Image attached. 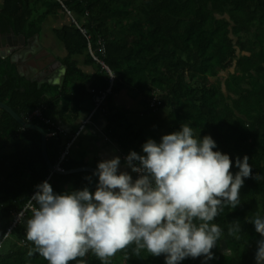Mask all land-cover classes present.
Returning <instances> with one entry per match:
<instances>
[{"label":"trees","instance_id":"trees-1","mask_svg":"<svg viewBox=\"0 0 264 264\" xmlns=\"http://www.w3.org/2000/svg\"><path fill=\"white\" fill-rule=\"evenodd\" d=\"M5 5L0 29L27 40L42 34L50 16L70 13L75 19L70 16L57 32L68 52L62 60L67 66L63 88L41 86L22 75L11 58L0 57V103L45 129L53 165L65 170L88 166L72 154L60 163L70 140H65L59 125L79 121L82 102L95 100L92 90L109 87L110 73L98 57L116 75L113 95L102 112L108 117L109 135L124 154H143L147 142L129 122L132 114L114 103L115 94L128 89L145 103L159 95L160 108L170 110L174 132L185 123L196 137L211 135L217 144L214 151L230 156L233 175L239 171L237 157L241 161L249 157L252 176L261 179L245 178L241 204L225 207L213 221L222 236L207 264H256L257 241L264 237L248 220L257 213L264 217V0H6ZM80 58L97 68L98 79L83 68ZM69 94L76 98L66 111L61 105ZM38 110L43 118L35 116ZM0 142L2 150L7 149L0 153V264H47L38 253L27 255L34 247L25 230L30 210L10 231L17 213L44 181L62 194L89 188L98 183V176L89 171L54 173L43 152L42 133L24 127L1 107ZM236 220L241 222L238 239L228 234V226ZM141 255L147 264H166L164 255L154 257L146 251ZM84 259L86 264H102L91 253ZM110 264L144 263L129 247L117 252ZM180 264H204V257H189Z\"/></svg>","mask_w":264,"mask_h":264},{"label":"clouds","instance_id":"clouds-1","mask_svg":"<svg viewBox=\"0 0 264 264\" xmlns=\"http://www.w3.org/2000/svg\"><path fill=\"white\" fill-rule=\"evenodd\" d=\"M109 82L108 88L111 74ZM156 98L160 101L157 95L146 103L151 110L162 106H152ZM216 147L211 135L196 137L183 123L159 143L147 140L143 154L131 151L125 157V168L136 179L120 171L121 158L115 156L98 163L94 192L84 187L56 194L48 181L38 184L26 205V239L34 245L27 255L38 253L47 264H86L84 258L91 253L110 264L117 252L134 246L136 254L164 255L166 264L189 257H204L207 264L222 236L213 221L225 207L241 204L245 178L261 179L252 176L246 155L242 161L237 157L239 171L233 175L230 156L214 151ZM248 222L264 237V217L257 213ZM240 232L239 220L228 226L230 236L238 239ZM255 260L264 264V238L257 241Z\"/></svg>","mask_w":264,"mask_h":264},{"label":"crops","instance_id":"crops-1","mask_svg":"<svg viewBox=\"0 0 264 264\" xmlns=\"http://www.w3.org/2000/svg\"><path fill=\"white\" fill-rule=\"evenodd\" d=\"M5 2L6 0H0V14L6 9ZM40 14H42V12ZM40 14H38L36 17L38 18ZM68 15L59 17L50 16L44 22L43 32L41 35L39 34L41 36L40 41L36 44H40L39 48H37V50H33L35 54L38 53L40 59L37 60L34 57V61H28L29 65L31 62V66L39 69V72H42L37 78H44V72L51 74L54 71L60 69L62 66H66L64 65L65 62L63 61H65V58L68 56V52L65 55V50L67 51V48L65 44L59 39L57 32L69 22L70 16L72 20L74 19L70 13H68ZM43 37L45 38L44 40ZM57 39L59 42L56 41ZM58 43L61 44L60 49L57 47ZM43 46L44 49L42 50ZM52 50H55L56 52ZM56 53L58 54L56 55ZM80 59L83 64V68L91 74H95V80L98 79L97 77H99V74L97 68L94 65L91 66L85 64L83 58ZM30 70L33 69L30 68ZM64 73L66 74V68L64 69L62 67L61 78L65 76ZM44 84L50 83L45 82ZM65 97L66 99L63 100L61 108L67 111L69 103L75 100L76 94H69ZM114 103L118 108H120V110H127L132 114L129 122L132 123L136 131L143 132L147 140L154 139L157 143H159L161 142L163 135L174 132L170 122V110L168 108L151 110L148 104L143 101L142 96L132 90L124 89L121 92L115 94ZM102 109H97L94 99H85L82 102L81 115L84 113L85 120L90 123L87 128H83L81 126L80 119L75 123H72L70 120H64V123H60L61 125L59 126L62 130H64L65 133V140H70L66 148L70 143H73L71 148V154L73 158L77 160H83L86 163L88 162V166H93L96 168L98 163L102 160L119 156L121 158L120 171L127 170L133 176V179H136L137 175L131 172L130 168H125L124 159L127 157V154L123 153V150L120 148L116 138L109 135L108 117L106 116L105 112H102ZM65 124L67 126H65ZM1 152L2 144L0 142V153Z\"/></svg>","mask_w":264,"mask_h":264},{"label":"water","instance_id":"water-1","mask_svg":"<svg viewBox=\"0 0 264 264\" xmlns=\"http://www.w3.org/2000/svg\"><path fill=\"white\" fill-rule=\"evenodd\" d=\"M10 38V37H9ZM20 40V45L22 46H25V48L23 49V51L21 53H14L12 55V62L13 63H21L23 61H25L27 59V57L29 56V53H31L33 51V47L39 43L40 41V35L37 34L35 35L33 38L27 40V38L25 36H17L15 35V37H12L10 38V40ZM18 46L19 43H15L14 46ZM10 47H12L10 45ZM31 51V52H30ZM14 52V50L12 51ZM20 67V66H19ZM64 69L66 68V66H62ZM67 69V68H66ZM31 71V70H30ZM20 72L24 75V72L22 71L21 67H20ZM65 74V73H64ZM59 75V74H58ZM60 76V75H59ZM31 76L27 75V78L28 79H31L30 78ZM43 77L44 78H35L36 80H39V84L42 86L45 82H48L52 85H60L61 88H63L64 86V80H65V76H63L61 78H58L56 76H53V75H50V73L46 72V73H43ZM34 79V80H35ZM0 107L1 108H4L6 109L8 112H10L14 118L20 123L22 124L24 127L26 128H30V129H34V130H38L39 132L42 133V136H43V152H44V155H45V158L47 160V163L49 165V167L51 168V170L54 172V173H58V174H73V173H78V172H84V171H89V172H94L96 171V167H93V166H84V167H79V168H75V169H72V170H65V169H60L58 168L57 166L53 165V163L51 162L50 160V157H49V153H48V134L47 132L45 131V129L41 126H38V125H35L33 123H30L28 121H26L25 119H23L15 110H13L10 106H8L7 104H3V103H0ZM98 184V183H97ZM97 184L89 187V190H94L96 189V186ZM131 248L133 246H130ZM139 256V258L141 259V261L144 263V264H147L145 262V259L143 258V256L141 254H137Z\"/></svg>","mask_w":264,"mask_h":264},{"label":"flooded vegetation","instance_id":"flooded-vegetation-1","mask_svg":"<svg viewBox=\"0 0 264 264\" xmlns=\"http://www.w3.org/2000/svg\"><path fill=\"white\" fill-rule=\"evenodd\" d=\"M16 33L14 31L12 32H7V33H4L2 31V29H0V57L2 58H11L12 59V55L14 53H21L23 51V49L25 48V46H22L20 45V40L18 42H16L17 40L13 39V40H10V38L12 37H15ZM18 36H21L19 34H17ZM10 37V38H9ZM41 37V36H40ZM15 43H19L18 46H14ZM10 45L12 47H10ZM40 45V44H39ZM39 45H35L32 49L34 50H37V48H39ZM44 49V46L42 48V50ZM14 50V52H12ZM31 52V51H30ZM36 58L37 60H39V56H38V53H34L33 51L31 53H29V56L27 57V59L21 63H16V66L18 67V71L20 72V67L22 69V71L24 72V76L27 77V75L31 76V80H34V78H37L39 75H41L42 72H39V69L31 66V62H30V65L28 64V61L31 60V61H34L33 58ZM36 60V61H37ZM62 62V61H60ZM15 64V63H14ZM20 66V67H19ZM30 68H32L33 70L30 71ZM21 73V72H20ZM40 73V74H39ZM46 73V72H44ZM22 74V73H21ZM62 74V67L56 71H54L53 73H51L50 75H53L60 78V76ZM23 75V74H22ZM39 79V78H37ZM39 81V80H37Z\"/></svg>","mask_w":264,"mask_h":264},{"label":"built area","instance_id":"built-area-1","mask_svg":"<svg viewBox=\"0 0 264 264\" xmlns=\"http://www.w3.org/2000/svg\"><path fill=\"white\" fill-rule=\"evenodd\" d=\"M82 30L84 31L85 34H87V30H85V29H82ZM90 38L91 37L89 35V39ZM90 51L93 54L95 53V51L93 50V47L92 46H90ZM96 59L99 60L109 70V72L111 74V82H112L111 87L108 88V89H104V90H101V91H97L96 89H93L92 90L93 94H95V102H96L97 109L99 110V109H102L103 108V106L105 105V101L113 93V84L115 82L116 75L111 71V69L108 66H106V64L102 60H100L98 57ZM160 104H161V102L158 100V98H156L155 101L152 103V106L157 107V105H160ZM35 116L36 117H39V118H43V115H42L41 110H38L35 113ZM47 123H50V121L47 120ZM72 145H73V143H70L68 145V147L64 150V152H63V154L61 156V159H60V163H62L65 160L68 159L69 155L71 154ZM59 168H60V166H59ZM27 210L28 209L26 207L23 211L17 213L15 222H14L12 228L10 229V231L13 230V228L17 225L18 222H20L21 220H23V218L26 215Z\"/></svg>","mask_w":264,"mask_h":264},{"label":"rangeland","instance_id":"rangeland-1","mask_svg":"<svg viewBox=\"0 0 264 264\" xmlns=\"http://www.w3.org/2000/svg\"><path fill=\"white\" fill-rule=\"evenodd\" d=\"M38 19H42V15L40 14L39 15V17H38ZM40 24H41V22H40ZM81 25L83 24V22H81L80 23ZM45 37V36H44ZM43 37V40L45 39ZM56 41H58V39L56 40ZM59 42V41H58ZM58 49H60L61 48V44L60 43H58ZM52 51H55V50H52ZM56 52V51H55ZM58 53H56V55H57ZM67 54V51L65 50V55ZM64 60V59H63ZM225 76H226V73H223L221 76H219L218 78L219 79H224L225 78ZM80 123H81V126L83 127V128H87L89 125H90V123L88 122V121H86L85 120V115H84V113L81 115V117H80ZM7 151V149H3L2 150V152H6ZM87 164H88V162H87ZM136 174V173H135Z\"/></svg>","mask_w":264,"mask_h":264}]
</instances>
